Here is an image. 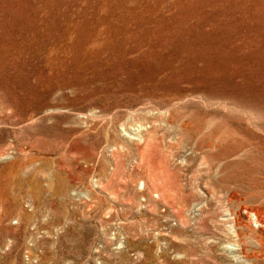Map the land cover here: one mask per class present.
<instances>
[{
    "label": "rangeland",
    "instance_id": "rangeland-1",
    "mask_svg": "<svg viewBox=\"0 0 264 264\" xmlns=\"http://www.w3.org/2000/svg\"><path fill=\"white\" fill-rule=\"evenodd\" d=\"M248 177L264 0H0V264H252Z\"/></svg>",
    "mask_w": 264,
    "mask_h": 264
},
{
    "label": "bare ground",
    "instance_id": "bare-ground-1",
    "mask_svg": "<svg viewBox=\"0 0 264 264\" xmlns=\"http://www.w3.org/2000/svg\"><path fill=\"white\" fill-rule=\"evenodd\" d=\"M162 74L165 75L166 72ZM161 78L162 77L159 76L158 80L152 82L151 86H155L156 90L148 91V94L146 95L145 99L155 97L156 94H158L157 96L161 95L163 97L167 95L162 90V86L164 84L161 83L162 82ZM105 84L106 83H104V85ZM107 86L110 87L109 92L107 91L103 95H98V97L100 98L105 97L108 101L109 99L113 100L114 98H117L115 99L116 103L126 98L125 94L127 92V89L124 87V85L121 82L113 81L111 82V84L107 83ZM111 95L114 96L113 99H112L113 96ZM141 109L143 108L141 107ZM99 115L108 116L110 120H113L116 118L117 113L115 111L113 112V110L108 108V106L103 108L102 105V109ZM181 122H182V126H181L182 131L188 130L190 128V125L187 123V121L182 120ZM190 134H193V131ZM250 178H252V180L248 184L249 188L246 191H243L249 196V199L247 197H244L242 198V200L250 202L248 212H250V214L253 215V219L246 221L244 217L241 214H239V217L237 216L232 220L234 222V226L237 227L236 234L239 238H241L242 241L241 250L242 252H244V256L251 259L252 264H264V183L258 180L257 178L248 177V179ZM139 183L141 189L146 188L145 180L144 181L141 180ZM242 187H244L245 189L244 185H242ZM158 195L159 194H156L155 196L157 197ZM237 197H238L237 192L236 191L232 192L231 198L234 199Z\"/></svg>",
    "mask_w": 264,
    "mask_h": 264
}]
</instances>
